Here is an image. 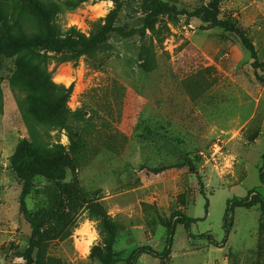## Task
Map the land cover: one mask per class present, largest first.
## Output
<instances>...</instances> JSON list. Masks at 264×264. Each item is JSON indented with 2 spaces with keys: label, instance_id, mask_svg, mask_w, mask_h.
Wrapping results in <instances>:
<instances>
[{
  "label": "rangeland",
  "instance_id": "1",
  "mask_svg": "<svg viewBox=\"0 0 264 264\" xmlns=\"http://www.w3.org/2000/svg\"><path fill=\"white\" fill-rule=\"evenodd\" d=\"M122 1L116 24L141 28V2ZM165 1L179 11L160 16L154 31L114 34L76 60L37 64V48L4 52L0 264H102L91 249L107 241L111 221L118 258L142 245L162 251L166 221L179 213L193 219V236L177 224L169 258L139 254L137 264H264L260 203L230 213L226 246L199 236L222 241L229 201L252 190L264 197V71L234 32L201 14L234 20L264 61V0ZM115 7L114 0H65L57 21L90 35ZM72 84L58 112L31 108L62 101ZM32 129L43 143L62 145L74 170L59 181L18 174L11 157ZM53 198L60 204L46 217ZM24 207L39 217L41 238Z\"/></svg>",
  "mask_w": 264,
  "mask_h": 264
},
{
  "label": "trees",
  "instance_id": "2",
  "mask_svg": "<svg viewBox=\"0 0 264 264\" xmlns=\"http://www.w3.org/2000/svg\"><path fill=\"white\" fill-rule=\"evenodd\" d=\"M133 1V0H131ZM141 2L145 16L141 20V28L117 25V12L119 5L124 3L122 0H114L116 7L106 17L105 23L98 28L96 32L85 34L76 26L63 27L57 21V14L60 12L65 0H0V59L6 50L14 48H37L39 50L36 62L42 64L47 57L56 59L59 62L76 60L79 56L95 52L105 45L107 39L120 34L125 37L139 34L144 36L147 30L154 31L160 16L175 14L179 11L176 4H171L165 0H134ZM126 2V1H125ZM187 11L182 10L177 14H184ZM191 14V13H190ZM201 18L214 26L224 28L234 32L240 39L243 47L251 54L254 59L253 66L264 71V61L251 42L247 32L239 26L234 20H223L218 18L214 12H204ZM43 51V52H42ZM52 52L53 55L48 53ZM264 80V79H263ZM29 92L36 90L33 85L22 83ZM74 86L73 84L66 90L62 101L51 102L43 107L32 106L34 111L52 110L54 113L63 108V103L70 96ZM32 94H30V97ZM75 135V134H74ZM72 143L77 146V141L72 136ZM12 165L21 176H44L51 181H59L60 173L67 170L73 171L76 165L75 158L69 156L64 151V147L59 143H43L39 139V134L35 129L31 130V138H23L16 151L11 157ZM260 179L264 185V163L260 170ZM58 188L59 193V187ZM260 203L264 210V197L256 190L241 199L234 198L228 203L225 216V226L227 236L222 241H217L210 233L200 234L201 237H208L211 243L217 247H224L228 242V217L236 206L252 207ZM57 199H52L49 206V214L46 217L55 215V209L59 206ZM22 205L24 201L22 200ZM25 215L28 216L38 232L37 238H41L39 231V217H33L24 207ZM109 237L103 244L94 245L91 249V257L98 259L102 264H118L124 261V264H137L136 258L139 254H149L162 262L169 258L172 253L174 236L177 224H183L189 236L193 219L185 213H179L176 217L167 220L165 226L168 229L165 239V246L162 251L156 250L149 245H142L135 248L126 259H120L113 250V242L116 238L117 227L114 221L107 223Z\"/></svg>",
  "mask_w": 264,
  "mask_h": 264
}]
</instances>
